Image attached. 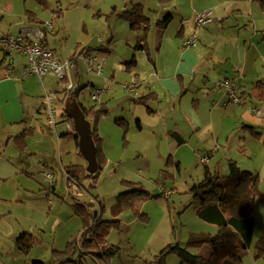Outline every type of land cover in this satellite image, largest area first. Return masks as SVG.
Segmentation results:
<instances>
[{"label": "rangeland", "instance_id": "374dc122", "mask_svg": "<svg viewBox=\"0 0 264 264\" xmlns=\"http://www.w3.org/2000/svg\"><path fill=\"white\" fill-rule=\"evenodd\" d=\"M216 1L218 0H45L46 7H44L45 5H39L36 0H0V32L17 35L24 29L38 28L37 25L31 24L27 18V12L35 14L36 18L44 23L46 27L45 44L47 47L53 49L63 61L71 60V57H74L76 68L72 72V80L75 81V75L78 74L82 85L89 84L90 86V83L94 82V88L103 89V99L107 103L108 113H114L118 109L120 110L122 104L126 103V98L128 99L131 97L130 95H135L123 91L120 98L111 96L112 92L119 87V84L131 82L126 79L128 74L125 76V65L124 67L120 65L115 72L113 88L107 90L104 87L109 81V75L106 70L104 71L103 69L102 74L98 76L88 73L86 65L77 59L75 54L80 47L86 45L100 47L102 45L101 49L103 50L102 55L105 64L107 58L104 54L111 55L112 58L118 57V60L120 59L122 62H129L134 54L138 58L144 56L135 49L136 42H132L131 39V36L136 35V30L131 29L129 24L123 20L110 18L109 15L113 8L117 11H122L129 5L139 3L142 5L143 14L147 16L151 25L156 23V12L159 8L162 7L165 10L173 11L174 16L171 22L165 28H159L163 30L162 52L166 53L164 58L172 57L177 59L180 53L186 49L184 43L186 39L192 36L200 38L198 36L200 30L208 31V29L197 25V16L210 11V5ZM227 1L230 2L232 0ZM181 13L183 14L182 18ZM48 23L50 27H47ZM180 29L181 32L179 31ZM153 32L152 29L148 30L147 40L151 39ZM99 38L105 39L104 42L100 43L98 41ZM2 57L3 52L0 50V59ZM27 63L28 58L26 56L22 54L13 55L12 67L14 70L10 74V79L14 78L19 83L16 82V87L21 85L20 89L24 93L26 101L24 103L27 107H30L27 110L26 122L18 125L19 128H16L13 132V135L17 136L20 130L22 132L26 129L27 146L24 152L17 153L11 142L5 145L7 140L3 136L12 126L7 125L0 119L1 157L9 161V164L12 162L17 164V167L11 164L15 172L3 185L0 184L2 186L0 187V264H24L23 260H26L25 264H32L31 261L34 260H39L42 264H74L72 262L64 263L61 259H58L60 258L59 253L66 250L68 243H75L76 241L78 244V240H81L83 224L74 212L73 205L75 202L84 205L91 203V199H98L99 203L96 204L100 208V212L102 209V219H112L110 209L113 204L114 194L108 191L115 181L119 188H122L118 192L119 194L124 190L123 182L127 181L123 179H126L128 172L134 173L135 171L136 179L142 177L145 181L154 185L159 180L162 170L158 176L154 173L144 174L138 172V169H143L140 166L142 161L138 153L133 152L132 148H137L144 141L132 138L125 119L117 118L116 120L120 121L119 124L116 123V120L114 121L119 128L112 123L118 129H110L113 137L108 135L107 138H104L100 134L99 126L105 124L103 121H106L107 113L100 119L97 129L102 139V152L105 158H107L104 150L106 145V147H109L107 152L115 156V162L112 163L108 170H105L104 166H102L97 179V188L87 186V190H80L83 193L82 196L76 197L75 192L67 186L66 177L61 171V161L65 164V162L73 160L71 162L75 165H86V163L81 158L82 156L77 154L74 144L70 140H60V142H63V148H60L58 134L61 131H66L69 123L62 122L57 124L50 131L49 128H46L47 120L42 114L40 115L36 112L42 96L45 93L56 94L57 91L62 90L64 84L52 74L46 75L41 83L37 77L25 75L24 68ZM1 75L3 76V74ZM128 76L131 80L133 79V73ZM213 84L214 81L211 87ZM88 87L78 97V102L87 108L96 105L90 99ZM141 90L140 87L139 92ZM116 115L121 114L118 112ZM60 121H62L61 118L58 119V122ZM13 127L15 128V126ZM105 130H108L107 127ZM224 145V143L221 144V146ZM120 148L124 150L121 160L117 158ZM150 148H154V146L150 145ZM206 155L207 153L203 151L202 154H196L193 160L191 152L187 150L186 154L180 158L175 157L179 161L178 169L172 165L167 166L165 161L162 162L163 169L171 172V177L165 174L166 178L161 183L156 184L158 189L161 187L163 190L169 191L168 197H156L158 195L156 194L157 192L152 193V191L144 188L150 192L152 197L138 200L133 210L125 211L120 215L123 217L121 223L123 232L112 230L106 238L108 244L116 245L120 248L118 255L111 260L110 264H153L154 256L169 243L177 241L184 246L189 236L193 233L216 234L217 226L205 223L197 218L191 205L192 197L188 193L189 188L204 175L205 168L199 163V159ZM260 159L258 157L251 159V161L247 160L244 162L246 166H242L241 169L249 170L245 167H250L252 170L256 169L261 164ZM43 160L48 161L46 168L42 165ZM216 162L212 161L210 166L212 171L209 170L212 173H214ZM158 163L157 161L153 162L154 169L158 167ZM162 167L159 169H162ZM51 169L54 173L53 180L50 183L42 178L40 173L41 171H45L44 173L49 172ZM158 170H156L157 173ZM217 174L226 175L227 170H224V172L220 171ZM55 182L56 194L51 195L50 199L52 203H57V205L49 209L47 204L42 203V200L46 199L41 197V205L46 206L45 210L41 212V222L43 225L45 223V227L42 226L43 229H41V238L39 239L36 236L38 240L36 246H33L28 254L20 256L18 261L15 262V257H13V254H15L13 250L14 236L22 230V228L20 229L22 227L21 223L28 225V211H31L32 205L40 202V200L29 199L20 203L17 201V193L19 191L25 192L26 189L31 188L39 189L41 185L47 187ZM71 188L80 194L76 188ZM99 189H101L102 193L99 192ZM261 192L264 193L263 190ZM159 193H161L160 189ZM100 203H104L103 208H101ZM253 215L255 223L252 245L242 254L241 261L243 264H264L262 258H254L253 249L254 242L264 234V203L256 202ZM6 217L8 220L4 219ZM145 218H148V222ZM55 220L58 222L55 223ZM188 250L191 253L205 256L209 252V247L203 245L200 248L190 247ZM78 256V254H75L72 258L73 261H78ZM165 264H171V259L167 258Z\"/></svg>", "mask_w": 264, "mask_h": 264}, {"label": "crops", "instance_id": "0c3cea01", "mask_svg": "<svg viewBox=\"0 0 264 264\" xmlns=\"http://www.w3.org/2000/svg\"><path fill=\"white\" fill-rule=\"evenodd\" d=\"M209 8L215 22L203 26L202 28H206L208 31L200 30L198 33L200 38L196 37L195 45L189 48L185 47L186 49L180 53L177 59L172 57L164 58L166 53L162 52L163 30L159 28L157 22L166 17H171V22L174 16L173 11L165 10L162 7L156 12V23L151 25V22H149V28L154 31L153 36H151V39L145 40V49L138 50L144 56L141 58L135 57V54L131 56V59L134 58L136 61L134 67L127 68L125 64L128 61L122 62L120 59L118 60V57L112 58L111 55L104 54L107 62L105 64L104 60L103 69L109 75V81L104 85L107 90L113 88L115 72L120 65L122 67L125 65L124 69L127 70H125V76L133 73L132 80L128 75L126 76V79L131 82L119 84V87L112 92L111 96L113 98H120L123 91L128 93L125 85L137 84L138 87L134 93L135 95H130L131 97L126 98V103L121 105L120 110L108 113L106 121H103L105 124L99 126V132L104 138H107L108 135H111L110 129L118 130L116 128L118 126L114 121L117 118L125 119L132 138L144 141L137 148H132L133 152L138 153L141 157L140 166L143 169H138V172L144 174L154 173L156 176L163 170L162 162L165 161L166 163L168 159L173 160H171L172 166L175 167L176 164L179 166V161L175 157L180 158L186 154L187 150L191 152L193 160L196 154H202L205 151L208 163H201V159L204 157L199 159V163L204 168L210 169L212 161H217L213 171L216 174L220 171L228 170L227 163L229 160L234 161L241 169L242 166H246L244 162L247 160L251 161V159L260 157L261 164L256 169L245 168L260 178V190L264 192V12L255 0H232L230 2L218 0L212 3ZM182 17L183 14L181 13ZM34 30H37V28ZM179 31L181 32V29ZM140 36L141 30L138 29L136 30V35L131 36L132 42L137 44ZM111 37L113 38L112 35ZM104 40L98 39L100 43H103ZM101 46L92 47L86 45L80 47L77 53L95 52L102 58L103 50ZM11 69L13 72L14 68L12 66ZM225 79L235 80L239 86L238 93H246L248 95L246 104L230 103L227 95L217 88V82ZM12 80L10 77H6L3 67L0 65V119L7 125L12 126L3 137L7 140L5 145L11 142L14 150L17 153H21L24 152L27 146L26 129L22 132L20 130L17 136L13 135V132L16 128H19L18 125L26 122L27 110L30 107L25 105L26 101L24 93L20 89L21 85L16 87V82L18 83V81L14 78ZM213 81L214 84L211 87ZM93 83H90L92 87H94ZM140 87L142 89L141 92H139ZM102 92L103 89H100L101 104L107 106ZM148 95L150 97H147ZM138 98H143L142 100L145 103L136 102ZM71 102L72 99L70 97H61L58 106L63 108L66 103ZM76 102L78 101L76 100ZM249 106L259 110L262 115L251 113L248 110ZM36 112L40 115L42 114L45 118L41 110V103ZM118 112L121 115H116ZM106 127L108 130H105ZM46 128L51 129L47 123ZM171 134L179 136L183 142L178 143L175 138L171 137ZM58 140L60 148H63V142H60V140L65 141V139H59L58 137ZM67 140L73 142L72 139L67 138ZM223 143L225 145L221 146ZM150 145H153L154 148H150ZM74 147L77 154H79L78 147L75 144ZM107 149L109 147L105 145L104 150L107 156V158L104 156L105 163L103 166L105 170H108L112 163L115 162V156L112 153H108ZM123 152L122 148L118 150L117 158L119 160L122 159ZM81 158L84 160L83 157ZM71 161L73 160L65 162V164L61 161L62 174L65 175L64 168L67 165H75ZM154 161L159 162L156 169L153 167ZM85 163L86 165L84 166H87L86 161ZM11 164L17 167L14 162L9 164V161L2 158L0 151V184L2 185L15 172ZM47 164V160L42 161L44 168L48 166ZM161 167L162 169H159ZM156 170H158V173ZM44 172L41 171L40 173L42 178H44L42 176ZM53 173L52 169L46 172L52 177L50 180L44 179L51 183ZM136 177L135 171L134 173L128 172L126 179L123 180L139 184L152 191V193L157 192L156 194H159L156 183L153 185L142 177H139V179H136ZM55 184L56 182L47 187L41 185L39 189L31 188L26 189L25 192L19 191L17 193V201L20 203L29 199L40 200V202L32 205L31 211H28L29 223L27 226L21 223L22 227L20 229L22 228V230L17 235L21 232H27L37 236L39 239L41 238V229L45 227V223L43 225L41 222V212L46 207L41 205V197L46 199L42 200V203L47 204L49 209L57 205V203H52L50 199L51 195L56 194ZM95 187L97 188V180ZM121 189L116 181L110 186L108 192L114 194L113 204L115 203V196ZM99 192H101V189H99ZM79 193L76 191L74 194L77 197H81L83 193L81 191ZM90 202L86 206L91 210L94 217H99L101 212L96 204L99 201L91 199ZM100 204L101 208H103L104 203ZM104 210L106 209L104 208ZM120 215L117 218L120 221L121 229L119 232L121 233L123 232L121 226L123 217ZM4 219L8 220L7 217ZM54 222L57 223L58 221L55 220ZM17 235L14 236V242ZM106 243L107 245H112L108 244L107 241ZM13 250L15 254L13 252L12 254L15 257V262H17L18 258L24 255L16 251L15 243ZM174 257L173 255L168 257L171 259V264L178 263V260ZM36 261L41 262L39 260ZM25 262L26 260H23L24 264ZM31 262L35 264L34 261Z\"/></svg>", "mask_w": 264, "mask_h": 264}, {"label": "trees", "instance_id": "16d2710c", "mask_svg": "<svg viewBox=\"0 0 264 264\" xmlns=\"http://www.w3.org/2000/svg\"><path fill=\"white\" fill-rule=\"evenodd\" d=\"M36 1L39 5H45L44 7H46L45 0ZM255 1H257L260 9L264 12V0ZM143 13L142 5L138 3L129 5L126 9L119 12L113 8L109 15L110 18L113 17L114 19L117 18L125 21L129 24L131 29L141 30V36L135 45L136 50L145 49L146 46L145 40L149 30V19ZM27 18L31 24L37 25V30L44 33L45 39L46 27L44 23L39 21L32 12H27ZM170 19L171 17H166L158 21L157 25L161 28H165L170 23ZM75 54H83V52ZM6 59L7 57L3 55L0 65L3 67L4 71L7 70L11 74L12 57L8 64L5 62ZM71 60L75 61L73 56ZM125 65L127 68H132L136 65V61L132 58ZM75 82L76 87L69 92H62L64 93L62 97L68 96L78 101L79 95L87 89L86 87H88L89 84H87L88 86L82 85L81 78L78 74L75 75ZM88 88L90 96L91 89H94V87L90 85ZM95 89L97 88L95 87ZM56 93L58 94V91ZM147 97H150V95ZM60 98V96H57L55 100L56 106L62 115V121L58 122V124L64 121L71 122V119H67L64 115L65 107L59 108L57 104ZM142 99L143 98H138L136 102L144 104L145 101ZM93 102L96 105L89 108L84 107L79 102L76 103L79 105L85 118L90 121L92 139L96 150L97 172L95 174H88L84 165H67L64 168L67 182L74 184L78 190H87V186L95 188L97 177L105 163L104 155H101L102 139L98 134L97 126L100 119L108 113V108L105 104L100 103V96L98 102ZM41 110L43 112L42 98ZM148 111L150 110L148 109ZM119 122V120H116L117 124H119ZM121 125L123 124L121 123ZM124 129L126 131L125 127ZM75 134V132L68 133L67 131H61L58 137L59 139H72L75 146L78 147V138L75 137ZM171 137L175 138L178 143L183 142L182 139L177 135L175 136V134H171ZM166 163L167 166L172 165L170 159H168ZM175 167L178 169L179 166L176 164ZM227 169V174L221 176L212 173L205 167L203 177L188 191L192 197L191 205L194 208L197 218L205 223L217 226L216 234L193 233L189 236L184 246L177 241L169 243L154 256V260L152 261L153 264H165L166 259L171 255L177 258V264H243L241 256L252 245V234L255 223L253 215L255 204L257 201H264V193L260 190V178L257 175L250 171L240 169L232 160L228 161ZM165 174L171 177V172L163 169L156 183H161L166 178ZM123 185L124 190L116 195L115 203L110 209L112 219H102V209L100 216L94 217L86 204L83 205L75 202L73 205L74 212L83 224L81 240H78V244L76 241L75 243H68L66 250L59 253L60 258L58 260L61 259L64 263L72 262L74 264H110L111 260L118 255L120 248L107 245L106 243V238L112 230L120 231L121 229L120 221L117 217L125 211L133 210L138 200L152 197L150 192L139 184L123 182ZM161 196L162 194L159 193L156 197ZM95 201H98V199H95ZM145 220L148 222V218H145ZM14 243L16 251L26 255L33 246H36L38 240L33 234L21 232L16 236ZM203 245L209 247V252L205 256L191 253L188 250L190 247L200 248ZM253 249L254 258H262L264 260V234L254 242ZM75 254L79 255L78 261H73L72 259ZM34 263L42 264L36 260H34Z\"/></svg>", "mask_w": 264, "mask_h": 264}, {"label": "built area", "instance_id": "2783aa9c", "mask_svg": "<svg viewBox=\"0 0 264 264\" xmlns=\"http://www.w3.org/2000/svg\"><path fill=\"white\" fill-rule=\"evenodd\" d=\"M214 22L215 19L212 17L211 11L197 16L198 26L203 27ZM47 26L50 27V24H47ZM44 41V33L40 30L24 29L17 35L4 34L0 32V50L3 51V54H5L7 57L5 60L6 64H8L13 55L22 53L28 58V63L24 68L25 75H35L41 82H43L46 75L52 74L58 81L64 84L62 90L58 91V94L45 93V95L42 97V109L45 119L47 120L48 125L52 128L58 124V119L62 117L60 110L56 106V97H62V94L64 95L62 92H69L76 87V82L72 80V72L75 70L76 65L75 61L73 60H61L53 49L47 47ZM195 41L196 37L194 36L186 39L184 42L185 47L189 48L194 46ZM76 55V58L86 65L88 73L94 74L96 76L102 74L104 59L99 57L97 53L89 52ZM5 75L6 77H10V72L5 70ZM216 86L220 91L227 95L228 101L230 103L238 105L246 104L248 95L246 93H238L239 86L235 80L225 79L217 82ZM137 87V84L125 85V89L131 94L136 92ZM90 98L92 101L98 102L99 90L95 88L91 89ZM248 110L251 113L262 115V113L255 108L248 107ZM64 115L70 120L66 114ZM70 121L71 122L64 121L69 123L67 125L66 131L68 133H74L75 130L72 120ZM201 163L207 164L208 158H202ZM42 176L48 180H50L52 177L50 174L46 173H43ZM67 186L74 192L76 191L71 187H74L76 190H78L74 184L67 182ZM159 189L162 196L167 198L169 191H165L161 187Z\"/></svg>", "mask_w": 264, "mask_h": 264}, {"label": "water", "instance_id": "95a60500", "mask_svg": "<svg viewBox=\"0 0 264 264\" xmlns=\"http://www.w3.org/2000/svg\"><path fill=\"white\" fill-rule=\"evenodd\" d=\"M64 113L73 122L76 133L75 137L78 138V152L87 162L86 172L88 174H95L98 166L90 121L85 118L79 105L74 99H72L71 103H66Z\"/></svg>", "mask_w": 264, "mask_h": 264}]
</instances>
